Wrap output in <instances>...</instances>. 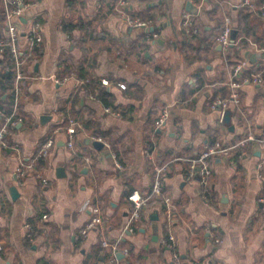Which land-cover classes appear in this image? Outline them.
I'll use <instances>...</instances> for the list:
<instances>
[{"label": "crops", "instance_id": "0c3cea01", "mask_svg": "<svg viewBox=\"0 0 264 264\" xmlns=\"http://www.w3.org/2000/svg\"><path fill=\"white\" fill-rule=\"evenodd\" d=\"M28 1L18 45H26L34 20L43 43L23 60L17 121L0 142V264H109L102 240L128 251L117 254L119 264H264V80L240 88L228 121L212 106L229 96L239 59L264 74V57L256 55L264 52V17L245 0ZM252 1L260 7L264 0ZM0 10L1 39L5 0ZM226 15L241 44L230 53L236 58L215 40ZM96 82L98 89L84 88ZM71 118L78 124L69 147ZM48 138L54 145L38 156ZM98 138L103 147L92 143ZM218 139L238 144L212 158L206 181L188 176L186 159ZM157 166L172 204L151 195ZM133 194L147 204L130 231ZM92 206L101 220L83 232Z\"/></svg>", "mask_w": 264, "mask_h": 264}, {"label": "built area", "instance_id": "2783aa9c", "mask_svg": "<svg viewBox=\"0 0 264 264\" xmlns=\"http://www.w3.org/2000/svg\"><path fill=\"white\" fill-rule=\"evenodd\" d=\"M245 2L254 8L260 15L264 17V1L262 2L260 7L252 0H245ZM30 5L28 0H5V22L7 28V36L5 38L0 39V50L4 52L5 46H7L10 50L11 55L15 61V91L16 94L19 90L20 81L24 78V67L23 60L27 56V54H31L36 49H41L43 38L41 35L42 24L39 20H34L30 23L26 30V45L20 47L18 45V38L21 35V17L23 16V10L27 6ZM130 23L138 26H146L148 22L140 19H133L128 17ZM183 24L188 26L191 24L189 19H186ZM234 27L232 25V20L230 16L226 15L222 21V29L219 34L215 37L217 43H219L227 53H233L235 50L240 49L241 44L239 40H237L236 35H233ZM258 67L257 64H249L244 58L239 59V61L233 66V79L230 81L229 85L231 88V92L227 97H216L212 102L213 107H218L221 110L222 119H224L225 112L227 108L230 106V103L238 104L240 102V88L244 85L248 84H256L261 83L264 80V74L255 71ZM108 81L106 79L102 80V84H107ZM16 106V100H15ZM110 110V109H108ZM111 111V110H110ZM114 112V111H112ZM118 112H116L117 114ZM168 116L167 108L162 109L158 119L156 120V126L161 127ZM15 119V109L10 115L5 116V121L0 128V142L3 140L6 131L10 125L16 124ZM78 122L71 118L68 126L66 127V132L69 135V139L67 140V145L69 147L72 146V139L75 133V126ZM251 136H248L244 140L241 141V144H245L251 139ZM101 140L100 138H98ZM54 140L52 138H48L45 142L40 146L38 156H47L50 152V149L54 145ZM238 143H225L222 140H215L211 144H207L203 150L197 151L192 157L186 159L187 161V175L190 177L198 176L201 180L206 181L213 172L212 167V158L215 155L229 156L231 151L237 146ZM259 169L262 174H264V158L258 164ZM164 170V166H157L155 168V177L153 183L151 185V195L154 197H161L167 204H172V200L168 196L163 195V179L162 172ZM264 176V175H263ZM130 200L133 203V210L130 215L129 223L126 226V229L132 231L133 230V222L139 219L141 208L147 204V198L140 195H131ZM258 210L261 213H264V193H262L258 198ZM91 218L83 230L90 229L94 227L96 224L100 222V210L96 206L91 207ZM47 218V214H43L41 220H45ZM27 235L31 238L32 234L35 232V228L30 224H26ZM211 238L214 243H219L221 241L220 237L210 233ZM173 236H169L167 240L168 246H173ZM101 245L105 248L109 249L108 252V260L109 264H119L117 254L122 253L123 255H128V251L126 249H121L118 245V241L110 242L108 240H102ZM175 260H177L175 258Z\"/></svg>", "mask_w": 264, "mask_h": 264}, {"label": "trees", "instance_id": "16d2710c", "mask_svg": "<svg viewBox=\"0 0 264 264\" xmlns=\"http://www.w3.org/2000/svg\"><path fill=\"white\" fill-rule=\"evenodd\" d=\"M260 2L262 0H259ZM1 14V10H0ZM0 34H1V25H0ZM233 35H236V30H234ZM237 52L234 55L230 56V53L227 54V58H236ZM15 65L14 58L10 53V50L7 46H5L4 53L2 58L0 59V117L2 115L11 114L13 109V97L15 94ZM99 84L96 82L94 84H86L85 89L94 88L98 89ZM7 93V97L4 99L3 95ZM4 120V119H3ZM33 225V224H32ZM200 234H203V229H200Z\"/></svg>", "mask_w": 264, "mask_h": 264}, {"label": "water", "instance_id": "95a60500", "mask_svg": "<svg viewBox=\"0 0 264 264\" xmlns=\"http://www.w3.org/2000/svg\"><path fill=\"white\" fill-rule=\"evenodd\" d=\"M190 6H191V2H187V8H189ZM20 19L22 22H26V20L23 17H21ZM233 33H234V31H233ZM256 55L259 57L260 56L264 57V52L258 53ZM45 118H46V116H42V120H44ZM228 119H229V110H226L225 115H224V120L228 121ZM92 143L97 148L103 147V145H104V143L98 139L92 140ZM56 171H57L58 176H64L65 175L64 168L62 166H58ZM9 191H10V195L12 196L13 199H15L18 196V191H17L15 186H11L9 188ZM118 257H123V254L118 253Z\"/></svg>", "mask_w": 264, "mask_h": 264}]
</instances>
